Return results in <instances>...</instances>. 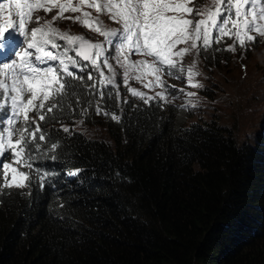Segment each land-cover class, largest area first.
Wrapping results in <instances>:
<instances>
[{"label":"trees","instance_id":"obj_1","mask_svg":"<svg viewBox=\"0 0 264 264\" xmlns=\"http://www.w3.org/2000/svg\"><path fill=\"white\" fill-rule=\"evenodd\" d=\"M204 54L217 68L230 59ZM100 103L119 122L90 110L99 136L46 121L60 147L40 166L57 175L0 193V264H264V141L239 143L216 116Z\"/></svg>","mask_w":264,"mask_h":264},{"label":"snow or ice","instance_id":"obj_2","mask_svg":"<svg viewBox=\"0 0 264 264\" xmlns=\"http://www.w3.org/2000/svg\"><path fill=\"white\" fill-rule=\"evenodd\" d=\"M209 2L210 7L196 0L0 2V193L29 189L31 195L33 184L43 189L49 178L57 175L40 166L42 157L55 162L60 147V141L53 140L41 123H60L59 131L72 135L74 127L65 125L59 115L66 108L70 117L79 112L81 119L73 120V125L83 124L90 110L119 122L120 116L100 102L107 96L115 97L117 107L127 103V98L121 101V87L149 106L152 102L170 103L169 96L176 99L170 92L175 86L167 85L164 76L183 79L186 87L203 88L195 80L200 75L195 69L202 53L210 49L214 53L240 50L243 55L264 43V0ZM85 9L93 10L96 16ZM53 10L56 15L43 24L44 18L35 15H47ZM102 15L119 27L107 28L100 20ZM64 19L79 23L104 40L94 42L54 26L57 20ZM33 23L36 27H27ZM226 40L232 43L219 47ZM189 55L193 60L185 65L184 58ZM133 56L150 59L134 60ZM130 81L162 91L155 97L148 96L130 87ZM177 91L185 92L183 88ZM82 95L96 99L81 105ZM197 106L189 103L182 107Z\"/></svg>","mask_w":264,"mask_h":264},{"label":"rangeland","instance_id":"obj_3","mask_svg":"<svg viewBox=\"0 0 264 264\" xmlns=\"http://www.w3.org/2000/svg\"><path fill=\"white\" fill-rule=\"evenodd\" d=\"M196 3L211 6L209 0H197ZM85 10L92 11V15L96 16L93 10ZM35 15L44 18L41 20V24H43L44 20H51L56 15V10L47 15L44 12H38ZM65 15L78 16L80 13H65ZM100 20L104 22L107 28L119 27V25L111 23L107 15L100 16ZM54 26L69 32L71 35L77 33L88 35L94 42L104 40L98 34L68 19L57 20ZM27 27H36V25L33 23ZM231 43L232 41L227 40L221 46L226 47L227 44ZM227 54H229L230 59L225 60L221 68L212 66L211 63L205 62L201 57L198 58L195 71L199 72L200 75L195 77V80L202 83L203 88L186 87L183 79L164 76L167 85L175 86V88L170 89V92L176 96V99L169 96L168 99L171 101L169 104H175L181 107L184 113L191 115L190 121L207 122L211 117L216 116L220 125L235 133L239 143L256 145L257 142L264 141V43L253 46L251 51L243 55H241L240 50H237L236 53L227 52ZM132 59L150 58L133 56ZM192 60L193 56H186L184 64L188 65ZM116 70L118 73L120 72L119 68ZM120 80L118 75L117 81ZM215 84H217L218 89H215ZM129 85L153 97L156 96L157 92L162 91L159 87L149 90L136 81H130ZM180 88H183L185 92H178L177 89ZM187 92H196L197 95L188 97L185 95ZM212 93L214 98L211 97ZM189 103H197L198 106L194 109L182 107ZM32 115L35 116V113ZM74 129L91 135H102V130L94 126L77 124Z\"/></svg>","mask_w":264,"mask_h":264},{"label":"clouds","instance_id":"obj_4","mask_svg":"<svg viewBox=\"0 0 264 264\" xmlns=\"http://www.w3.org/2000/svg\"><path fill=\"white\" fill-rule=\"evenodd\" d=\"M82 33H77V34H73V35H81ZM82 35H85V34H82ZM87 38H89V39H91L88 35H85ZM202 54H204V53H202ZM202 54H201V58H202ZM205 55V54H204ZM134 57H141V56H134ZM118 83L120 82V81H117ZM130 87H131V85H129ZM120 92H121V99H125V98H127V100L128 101H132V103H133V105L135 106L136 104H140V105H143L144 107H154V108H156V107H158V108H161V109H166L167 107H173V108H176V109H179V110H181V111H183V109L181 108V107H179V106H177V105H175V104H169V103H167V104H164L162 101L160 102V103H156V102H152L151 103V106H149V105H146V104H144L142 101H140L138 98H135V97H132L131 95H129L128 93H127V89H125L124 87H121L120 88ZM47 124H48V122H42L41 123V126L43 127V128H45V129H47L46 128V126H47ZM65 125H67V124H65ZM77 125V124H76ZM76 125H73V122H72V125H69V127L70 128H73V127H75ZM80 125H84V124H80ZM60 126L61 125H59V128H60ZM68 126V125H67ZM47 131V130H46ZM74 131H76L77 133H83V134H86L84 131H81V130H75L74 129ZM73 172H76V170L75 169H72V168H70V170H68V171H66V176H68V177H70V176H73V175H70V173H73Z\"/></svg>","mask_w":264,"mask_h":264}]
</instances>
